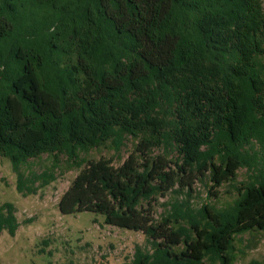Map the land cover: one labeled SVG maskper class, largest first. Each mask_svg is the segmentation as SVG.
Segmentation results:
<instances>
[{
  "label": "trees",
  "instance_id": "trees-1",
  "mask_svg": "<svg viewBox=\"0 0 264 264\" xmlns=\"http://www.w3.org/2000/svg\"><path fill=\"white\" fill-rule=\"evenodd\" d=\"M128 138L118 167L82 157ZM43 155L51 168L23 172ZM0 156L24 196L66 157L79 173L61 214L143 233L129 264H234L237 238L264 231L263 1L0 0ZM242 169L231 203L193 205L197 181L218 190ZM19 228L0 205V234Z\"/></svg>",
  "mask_w": 264,
  "mask_h": 264
},
{
  "label": "rangeland",
  "instance_id": "rangeland-1",
  "mask_svg": "<svg viewBox=\"0 0 264 264\" xmlns=\"http://www.w3.org/2000/svg\"><path fill=\"white\" fill-rule=\"evenodd\" d=\"M138 143L137 139L128 138L119 151L106 146L82 157L86 160L112 159L118 167L135 153ZM164 153L163 149H156L154 156ZM52 165L53 160L43 155L31 159L22 170L24 173H41ZM71 165L66 157H59L56 180L36 194L24 196L17 190V175L11 162L0 156V205L14 203L20 223L15 237L6 231L0 234V264H129L137 247H150L143 233L109 226L103 215L90 212L61 214L59 201L79 173ZM248 175L246 169L240 170L236 184H224L216 189L218 198L212 194L216 190L209 178L197 181L195 192L190 194L193 205L199 208L210 203L220 208L231 203L237 197L236 187H240ZM174 196L178 195L158 199L156 219L161 220L168 201ZM179 198L184 199V196L181 194ZM237 239L234 264H264V231L246 233Z\"/></svg>",
  "mask_w": 264,
  "mask_h": 264
}]
</instances>
